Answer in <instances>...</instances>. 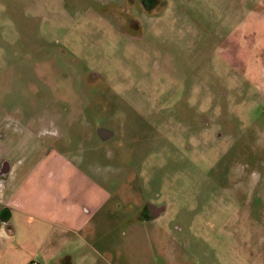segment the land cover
I'll list each match as a JSON object with an SVG mask.
<instances>
[{
  "label": "rangeland",
  "instance_id": "1",
  "mask_svg": "<svg viewBox=\"0 0 264 264\" xmlns=\"http://www.w3.org/2000/svg\"><path fill=\"white\" fill-rule=\"evenodd\" d=\"M139 1L0 0L14 264H264V0Z\"/></svg>",
  "mask_w": 264,
  "mask_h": 264
},
{
  "label": "crops",
  "instance_id": "2",
  "mask_svg": "<svg viewBox=\"0 0 264 264\" xmlns=\"http://www.w3.org/2000/svg\"><path fill=\"white\" fill-rule=\"evenodd\" d=\"M47 149L48 145L38 141V143H33L32 147H30V155L28 156L33 159L35 155H40L41 158L44 159L48 154ZM3 167L6 171L0 174V212L3 209H5V212L4 215L2 214L0 217V238L6 239L8 235L17 237L19 234L17 225H22L24 217L29 215L27 213L28 211H20L18 205L20 204L21 197L24 196V184L30 180L35 170L34 167L33 169H21L18 165V160H9V155L0 150V171ZM57 211H60V209ZM37 218L40 219V217H36L33 224L29 226H33L35 223L37 224ZM40 221L44 223V230L41 231L39 225L37 227L35 224L34 228H27V234H25L28 242L35 243L34 246L36 247L40 246L37 242L43 239L42 236L47 233L46 231L52 225V222L49 220H38L39 223ZM26 222H29L27 218ZM19 255V252L12 247L7 246L2 249L0 248V260L3 261V263L0 264H14L18 258H22ZM16 264H27V261H20Z\"/></svg>",
  "mask_w": 264,
  "mask_h": 264
},
{
  "label": "flooded vegetation",
  "instance_id": "3",
  "mask_svg": "<svg viewBox=\"0 0 264 264\" xmlns=\"http://www.w3.org/2000/svg\"><path fill=\"white\" fill-rule=\"evenodd\" d=\"M149 1H154L153 5L156 3V0H149ZM139 8H145V11H150L151 9H153V6H147L146 0H140L138 2V6L137 9ZM144 10V9H143ZM135 20V19H134ZM136 22V21H135ZM109 135L112 136V133H109L105 130H98V137L101 140H104L106 137H109ZM164 210V206H157L149 201H145L142 205L141 208V213H142V222L143 223H147L148 221H153L155 219H157L160 214L163 212ZM5 209H3L0 213L4 214Z\"/></svg>",
  "mask_w": 264,
  "mask_h": 264
},
{
  "label": "water",
  "instance_id": "4",
  "mask_svg": "<svg viewBox=\"0 0 264 264\" xmlns=\"http://www.w3.org/2000/svg\"><path fill=\"white\" fill-rule=\"evenodd\" d=\"M6 171V169L3 167L0 171V174H3Z\"/></svg>",
  "mask_w": 264,
  "mask_h": 264
},
{
  "label": "trees",
  "instance_id": "5",
  "mask_svg": "<svg viewBox=\"0 0 264 264\" xmlns=\"http://www.w3.org/2000/svg\"><path fill=\"white\" fill-rule=\"evenodd\" d=\"M0 217H1V213H0Z\"/></svg>",
  "mask_w": 264,
  "mask_h": 264
}]
</instances>
